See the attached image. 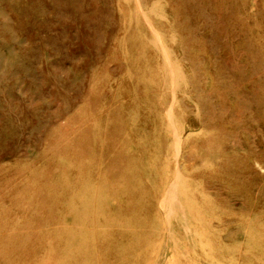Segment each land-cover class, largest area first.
I'll return each instance as SVG.
<instances>
[{"label": "rangeland", "instance_id": "obj_1", "mask_svg": "<svg viewBox=\"0 0 264 264\" xmlns=\"http://www.w3.org/2000/svg\"><path fill=\"white\" fill-rule=\"evenodd\" d=\"M0 264H264V0H0Z\"/></svg>", "mask_w": 264, "mask_h": 264}]
</instances>
